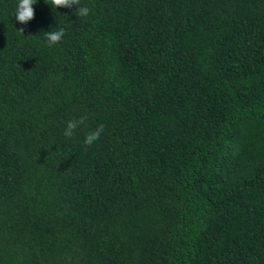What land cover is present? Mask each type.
<instances>
[{"label":"trees","instance_id":"obj_1","mask_svg":"<svg viewBox=\"0 0 264 264\" xmlns=\"http://www.w3.org/2000/svg\"><path fill=\"white\" fill-rule=\"evenodd\" d=\"M46 2L0 0V264H264V0Z\"/></svg>","mask_w":264,"mask_h":264},{"label":"clouds","instance_id":"obj_2","mask_svg":"<svg viewBox=\"0 0 264 264\" xmlns=\"http://www.w3.org/2000/svg\"><path fill=\"white\" fill-rule=\"evenodd\" d=\"M46 2V0H45ZM37 3V0H18V4L15 11L16 20H18L21 24H28L32 19L35 18V9L33 7L34 4ZM48 3V2H46ZM52 8H72L73 5H77L75 9V14L78 17H88L92 14L93 10L84 5H80V0H51ZM21 33H23L24 29H19ZM65 35V29L59 28L57 31H48L45 33V39L49 47L54 44H58L61 42L63 36ZM87 116H81L78 119H72L67 122L66 128L64 130V136L71 138L75 134V130L84 125L86 123ZM104 132V125L101 124L94 130H91L85 134L84 143L86 145H91L95 141H97Z\"/></svg>","mask_w":264,"mask_h":264}]
</instances>
